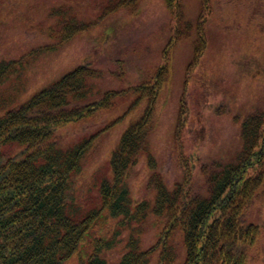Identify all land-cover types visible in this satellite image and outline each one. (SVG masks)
I'll list each match as a JSON object with an SVG mask.
<instances>
[{
    "label": "rangeland",
    "instance_id": "374dc122",
    "mask_svg": "<svg viewBox=\"0 0 264 264\" xmlns=\"http://www.w3.org/2000/svg\"><path fill=\"white\" fill-rule=\"evenodd\" d=\"M79 22L86 27L74 32ZM197 52L201 55L196 60ZM1 60L16 63L1 88L11 91V107L78 70L83 62H92L84 70L89 77L80 103L104 105L55 132L62 148H84L75 185L82 212L102 208L100 190L113 178V152L133 124L140 120L138 128H143L148 112L149 152L142 151L127 176L134 207L155 202L160 181L169 190L185 185L181 167L191 153L197 154L192 163L197 166L192 170L197 184L201 173H220L213 161L247 160L248 151L242 155L246 145L251 149L261 144L255 141L258 128L246 142L241 131L248 115L254 118L252 125L264 116V0H0ZM185 92L189 119L181 126ZM222 100L223 109L216 114L210 104ZM251 187L256 196L246 194L244 199L251 197L246 213L254 225L249 230L256 235L242 264H264V173L250 182ZM233 206L237 216L244 210L238 203ZM137 212L141 217L142 209ZM155 219L149 217L144 231L134 230L138 223L126 226L121 216L103 209L63 264L87 260L97 240L105 241L100 255L109 264H119L132 235L142 249L150 250L159 239ZM172 232L178 239L177 252L185 256L183 231L177 227ZM158 253L147 264H157Z\"/></svg>",
    "mask_w": 264,
    "mask_h": 264
},
{
    "label": "trees",
    "instance_id": "16d2710c",
    "mask_svg": "<svg viewBox=\"0 0 264 264\" xmlns=\"http://www.w3.org/2000/svg\"><path fill=\"white\" fill-rule=\"evenodd\" d=\"M90 63L85 62L79 73V69L75 70L30 100L11 107V91L1 88L15 63L0 61V112H5L0 117V264H63L103 209L121 216V221L125 218L126 224L135 220L126 176L142 151L147 150L150 128L132 126L124 134L112 158L113 181L104 182L101 188L102 208L90 212H82L75 201L76 176L84 148L63 149L55 135L60 126L93 110L79 99L86 97H81V91L87 87L84 70ZM251 121L250 118L244 124L247 138L246 133L253 131ZM256 128L255 141L259 145L261 139L262 144L257 146L258 152L254 144L251 149L246 145L247 160L240 157L237 165L222 167L211 181L205 172L195 184L193 173L186 185L173 192L161 186L156 210L167 226L159 242L144 251L139 239L131 240L119 264H147L157 248L158 264L179 263L180 256L169 238L177 227L182 228L187 247L185 259L179 264H242L253 238L244 213L250 198L244 197L255 190L248 189L250 182L264 173L262 118ZM242 201L244 210L237 216L233 205H241ZM146 218L143 211L137 223L143 224ZM98 241L94 252L79 264H109L99 253V245L105 241Z\"/></svg>",
    "mask_w": 264,
    "mask_h": 264
}]
</instances>
